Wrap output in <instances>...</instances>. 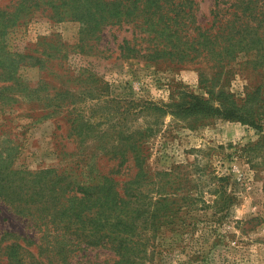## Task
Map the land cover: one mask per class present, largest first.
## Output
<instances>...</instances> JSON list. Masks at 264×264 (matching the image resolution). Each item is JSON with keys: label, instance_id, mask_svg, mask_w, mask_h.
Returning <instances> with one entry per match:
<instances>
[{"label": "rangeland", "instance_id": "obj_1", "mask_svg": "<svg viewBox=\"0 0 264 264\" xmlns=\"http://www.w3.org/2000/svg\"><path fill=\"white\" fill-rule=\"evenodd\" d=\"M195 2L200 22H211L216 0ZM87 32L79 19L40 13L10 31L14 49L54 42L52 52L68 57L42 70L52 101L30 91L0 105V160L21 170L73 166L85 177L97 168L122 185L138 171L133 149L140 145L151 170L142 188L176 176L180 215L194 229L177 240L165 234L153 264H264V58L249 49L224 65H181L125 55V37L143 42L130 24ZM21 71L33 83L40 78L38 67ZM6 231L39 236L28 216L0 198V236ZM112 257L104 248L78 249L68 264H111Z\"/></svg>", "mask_w": 264, "mask_h": 264}, {"label": "trees", "instance_id": "obj_2", "mask_svg": "<svg viewBox=\"0 0 264 264\" xmlns=\"http://www.w3.org/2000/svg\"><path fill=\"white\" fill-rule=\"evenodd\" d=\"M196 4L195 0H10L0 6V105H13L19 95L29 98L30 91L47 103L55 97L50 90L54 89L52 81L42 70L68 56L52 52L54 42L43 50L41 41L23 49H14L7 41L11 30L28 24L38 13L56 21L79 19L89 36L106 25L130 24L141 33L143 42H136L138 36L125 37L120 47L128 57L181 65L210 59L216 65L255 49L264 58V0H216L208 24L200 22ZM25 66L39 68L36 83L24 76L21 69ZM133 150L138 171L122 185L112 172L100 174L97 168L85 177L73 166L21 170L9 158L0 160V198L28 216L39 233L34 238L3 232L0 264H68L78 249L89 248L113 252L111 264H153L165 234L177 240L187 231L194 232L180 215L183 206L178 201L177 177L157 178L153 189L145 191L142 186L151 171L148 154L140 145ZM155 174L172 176V171ZM219 191L220 187L214 189ZM235 199L232 194L226 204Z\"/></svg>", "mask_w": 264, "mask_h": 264}]
</instances>
